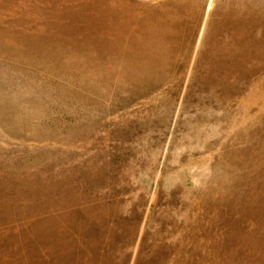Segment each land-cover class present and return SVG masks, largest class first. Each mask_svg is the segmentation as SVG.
<instances>
[{"label": "rangeland", "instance_id": "1", "mask_svg": "<svg viewBox=\"0 0 264 264\" xmlns=\"http://www.w3.org/2000/svg\"><path fill=\"white\" fill-rule=\"evenodd\" d=\"M160 2L0 0V264H264V0Z\"/></svg>", "mask_w": 264, "mask_h": 264}, {"label": "bare ground", "instance_id": "2", "mask_svg": "<svg viewBox=\"0 0 264 264\" xmlns=\"http://www.w3.org/2000/svg\"><path fill=\"white\" fill-rule=\"evenodd\" d=\"M171 1L179 7L186 4V0H161L160 8H163L164 11H152L149 17L140 23L133 38L128 39L129 48L126 52L128 53L127 63L129 67L144 71L161 69L168 64L167 58L163 54L166 50V43L169 39H175L179 34L176 27L178 23L176 12L172 6L166 10ZM191 1L193 10L198 12L197 6L200 5V0ZM166 11L170 16H165ZM237 23V20L231 22L234 27H237Z\"/></svg>", "mask_w": 264, "mask_h": 264}]
</instances>
